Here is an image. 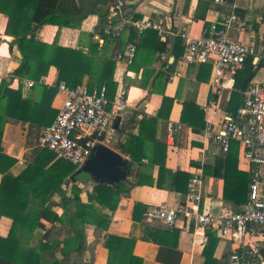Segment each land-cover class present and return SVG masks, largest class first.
<instances>
[{"label": "crops", "instance_id": "obj_1", "mask_svg": "<svg viewBox=\"0 0 264 264\" xmlns=\"http://www.w3.org/2000/svg\"><path fill=\"white\" fill-rule=\"evenodd\" d=\"M122 1L125 2V11L135 19H154L170 30L173 35L169 44L163 43L155 30L148 29L140 34L125 29L120 38L104 39V44L100 45L97 40L100 18L95 14H89L79 29L46 25L37 31L36 39L49 46L81 49L85 53L89 52L91 41L99 44L98 57L111 59L116 64L113 82L107 87L110 102L114 105L122 90L126 97L125 108L114 119L102 144L130 162L131 158L122 153V146L131 136L139 135L143 120L156 119V131L154 134L151 132L149 139L155 137L166 142L165 171L162 174L159 165L151 164L148 156L152 153L147 149L146 157L137 160L129 170L117 209L114 212L105 211L111 217L108 229L88 226L87 251L64 264H107L105 242L109 235L134 238V254L143 259V264H214L213 260L216 264H226L232 250L230 242L219 239L210 230L213 237L209 239L207 230L187 224L183 217L175 227L168 228L159 222H146L144 214L150 207L183 204L190 180L196 175L204 181L202 213L216 218L227 217L247 202L249 165L242 160L240 145L233 142L229 150L231 153L224 154L220 146L213 142L212 134L222 129L228 115L237 114L244 102L243 92L250 86L260 85L264 78V37L260 39L264 34V0H225L223 4L217 0ZM8 10L6 5L1 9L3 12ZM232 14L241 17L246 25L244 31L229 28L228 36L243 44H254V54L248 58L253 63L246 65V62L242 69L234 72L225 70V78L233 81L226 82V88H220L213 84L215 78L211 63L185 65L180 62L184 52V41L180 35L187 32L192 38H200L214 23H221ZM8 22V16L0 14V87L5 81L10 90H20L23 99L33 100L39 98L35 87L57 86L58 90L59 72L54 67L40 79L42 84L40 80L14 76L23 57L18 45L13 43L14 37L7 35ZM91 35H94L93 40ZM172 37L176 38V42L170 55ZM128 45L136 48L131 65L116 59V55L124 53ZM174 73L178 76L169 81V76ZM27 81H34L36 85L28 88ZM90 83V77L85 76L82 84L91 87ZM64 100L65 94L58 92L52 103L57 115ZM177 126H181V130L171 138L170 132ZM40 131L30 123L9 121L5 125L0 155L12 159L14 163L6 171H0V187L3 172L12 177L19 176L46 150L38 146ZM143 160L150 163L146 164ZM9 163L0 158V169L6 168ZM177 174H181L179 180L175 178ZM175 180L178 181V189ZM239 184L241 189L237 192ZM94 186L90 178L88 184H79L84 203L88 202V193L93 191ZM63 189L67 190L68 197L72 195L71 185H64ZM61 202V196L55 194L46 204L53 205V212L62 216ZM12 226V219L0 217V237L7 238ZM68 233V229L60 224H56L49 235L40 227L31 246L37 247L40 241L46 243L49 238L59 243ZM205 249L212 256L209 261L204 254Z\"/></svg>", "mask_w": 264, "mask_h": 264}, {"label": "trees", "instance_id": "obj_2", "mask_svg": "<svg viewBox=\"0 0 264 264\" xmlns=\"http://www.w3.org/2000/svg\"><path fill=\"white\" fill-rule=\"evenodd\" d=\"M77 1V0H76ZM75 0H0V14L8 16L7 35L14 37V44L18 45L23 57L22 63L14 72L18 78L40 80L54 67L59 72V83L76 87L82 84L85 76H89L91 87L108 88L113 82L115 62L111 59L98 57L99 44L91 41L89 52L60 46H49L36 39L37 31L46 25L79 29L83 20L89 14L100 18L97 34H102L106 23L109 5L98 3L90 9L82 10ZM6 5L9 10L1 11ZM101 31V32H100ZM90 38L93 40L94 35ZM249 59L246 65H252ZM252 77V75L250 76ZM38 91L37 100L23 99L20 90H10L3 81L0 87V152L4 127L9 121L15 123H30L42 130L51 125L56 118V111L52 103L58 94L56 87H35ZM109 98V94H108ZM157 120H143L140 123V133L131 136L122 146V153L128 155V171L137 160L146 157V150L151 151L148 156L152 165H159L161 173L165 171L166 142L158 141L155 137L149 139L151 132L156 131ZM39 134V135H40ZM231 152L228 153V155ZM227 155V156H228ZM10 163L0 171H6L14 161L3 157ZM47 160V162L45 161ZM52 162V164H50ZM149 162V163H150ZM78 168L73 164L57 159L54 153L43 150L34 164L29 166L19 176L12 177L3 172L4 178L0 187V217L12 219L13 226L7 238L0 237V264H64L71 262L72 257H80L87 251V227L95 226L107 230L111 217L106 210L114 212L125 190V183L114 186L95 185L88 193V202L81 199L83 190L79 184H88V175L82 173L74 179ZM181 174L175 178L179 180ZM177 180H175L176 189ZM65 186H72V195L68 197ZM161 186V183H159ZM241 184L236 186L240 191ZM61 196L62 216L53 212V205H47L52 196ZM56 224L68 229V236L61 241L54 242L49 238L44 243L40 241L37 247H32L35 232L38 228L50 231ZM209 239L213 234L207 230ZM136 240L109 235L105 248L108 250L107 264H143V259L134 254ZM59 254V256H58ZM207 261L212 256L207 254ZM230 258V256H229ZM216 264V260H213ZM78 264V263H73ZM207 264V263H206ZM226 264H229V259Z\"/></svg>", "mask_w": 264, "mask_h": 264}, {"label": "built area", "instance_id": "obj_3", "mask_svg": "<svg viewBox=\"0 0 264 264\" xmlns=\"http://www.w3.org/2000/svg\"><path fill=\"white\" fill-rule=\"evenodd\" d=\"M217 2L223 4L225 0ZM245 25L241 17L232 14L221 23H214L200 38H192L187 32L182 33L180 36L184 41V52L180 62L185 65L211 63L215 78L213 84L226 88V82L233 80H227L224 71L242 69L254 54L253 43L243 44L228 36L229 28L236 27L238 31H244ZM125 29L140 34L148 29L155 30L165 44H169V38L173 35L157 20L135 19L125 11V2L118 0L108 8L102 34L110 39H118ZM263 37L264 34L260 39ZM97 40L100 45L104 44L103 36L98 35ZM135 55V46L128 45L124 53L116 55V59L131 65ZM177 76L178 73H174L168 79L172 81ZM39 83L42 84V80ZM35 85L34 81L26 82L28 88ZM58 92L65 94L63 106L53 123L42 130L38 146L80 169L91 158L93 149L103 143L114 119L125 108V92L121 91L114 105L108 98L105 85L101 88H91L85 84L70 87L60 82ZM243 96L244 102L237 114L225 118L222 129L212 134V140L224 154L229 152L233 142L240 145L242 160L249 165L247 202L227 217L216 218L202 213L200 206L204 199V181L196 175L190 180L183 204L150 207L144 219L148 223L159 222L173 228L183 217L187 224L210 230L219 239L231 243L229 264H264V78L260 85L247 88ZM180 130L181 126H177L170 132V137L173 138ZM143 162L149 164L148 160Z\"/></svg>", "mask_w": 264, "mask_h": 264}, {"label": "water", "instance_id": "obj_4", "mask_svg": "<svg viewBox=\"0 0 264 264\" xmlns=\"http://www.w3.org/2000/svg\"><path fill=\"white\" fill-rule=\"evenodd\" d=\"M82 10L97 6L98 3H107L110 6L116 4V0H77ZM101 32V31H100ZM173 54L176 38L172 37ZM128 159L115 150L99 144L93 149L91 158L74 174L73 179L79 174L89 176L91 182L99 186H114L124 182L128 176Z\"/></svg>", "mask_w": 264, "mask_h": 264}, {"label": "rangeland", "instance_id": "obj_5", "mask_svg": "<svg viewBox=\"0 0 264 264\" xmlns=\"http://www.w3.org/2000/svg\"><path fill=\"white\" fill-rule=\"evenodd\" d=\"M60 109V108H59ZM59 109H57V110H59ZM56 111V110H55ZM110 145V144H109Z\"/></svg>", "mask_w": 264, "mask_h": 264}]
</instances>
